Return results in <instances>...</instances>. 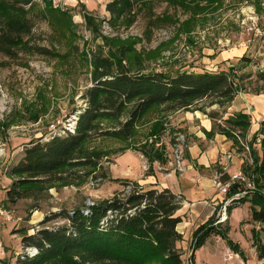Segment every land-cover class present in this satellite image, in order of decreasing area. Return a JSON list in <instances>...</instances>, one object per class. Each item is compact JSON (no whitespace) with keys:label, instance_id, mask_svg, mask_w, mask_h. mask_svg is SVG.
I'll list each match as a JSON object with an SVG mask.
<instances>
[{"label":"rangeland","instance_id":"374dc122","mask_svg":"<svg viewBox=\"0 0 264 264\" xmlns=\"http://www.w3.org/2000/svg\"><path fill=\"white\" fill-rule=\"evenodd\" d=\"M40 1L28 13L35 27L26 39V48L14 57L0 55V202L16 220L0 223V243L8 252L0 264H15L23 252L20 232L33 235L43 227L68 224L58 218L42 226L46 217L111 199L125 189V182L140 184L150 175L155 179V171L167 173L171 164L183 170L187 135L178 122L185 111L170 113L158 107L148 112L129 141L93 135L84 150L93 156L96 166L75 170L71 185L43 190L38 200H22L16 205L4 201L13 182L7 172L22 159L29 143L75 131L77 116L87 105L84 94L93 86L95 58L122 63L133 72L225 71L233 78H243L241 92L264 94V0H138L135 12L120 18L108 11L114 0H52L46 19L36 17L45 8ZM44 50L49 53L43 54ZM244 56L248 60H242ZM209 103L204 101L190 112L209 115L213 110L225 111L230 104ZM132 107L118 121H99L100 128L114 130ZM180 136L184 143L178 141ZM262 139H256L258 156L262 155ZM144 150L151 151L150 160ZM244 152L245 162L253 164L250 153ZM244 174L252 187L241 183V194L228 203L226 221L214 224L228 232L227 238L212 236L195 251V264L240 263L226 262V253L236 252L229 241L240 247L245 261L262 264L254 240L264 243V225L252 221L251 200L255 193L264 194V189ZM31 204L39 209L30 213ZM191 242L184 236L180 245L184 264H192Z\"/></svg>","mask_w":264,"mask_h":264},{"label":"trees","instance_id":"16d2710c","mask_svg":"<svg viewBox=\"0 0 264 264\" xmlns=\"http://www.w3.org/2000/svg\"><path fill=\"white\" fill-rule=\"evenodd\" d=\"M40 0H0V55L14 57L19 49H25L35 27L28 13ZM138 0H114L108 5L113 17H123L135 12ZM44 10L36 17L46 19L51 12L52 0H41ZM156 23V22H154ZM155 25V24H154ZM49 53L48 51L42 52ZM242 60H248L246 56ZM93 86L84 94L86 108L77 116L74 132L56 135L46 142L29 143L22 159L7 173L13 182L6 189V203L16 205L22 200H38L40 192L58 184L71 185L75 170L95 167L96 163L84 145L92 138L110 137L129 141L138 124L154 108L166 112L198 109L204 101L226 107L242 91V79L231 77L228 72L180 73L176 75L133 72L122 63L115 64L107 58H95ZM264 80V74H261ZM259 94H261L258 91ZM133 105L124 122L114 130H103L99 121H118ZM204 111V108H199ZM209 116L219 120V112ZM220 131L242 147L251 127V118L237 114L224 119ZM261 141L262 155L256 154V139ZM253 164L245 162L243 172L254 178L258 188L264 189V121L252 141L248 142ZM151 151L144 150L150 160ZM159 157V156H157ZM165 163L167 161L165 160ZM227 180L225 175L222 180ZM125 189L108 200L95 203L73 212L62 211L45 218L41 225L58 218L68 221L60 227H43L33 235L20 232L22 253L15 264H87L112 262L114 264H184L180 245L184 235L179 225L185 217L179 215L183 196L168 188H145L139 183L125 182ZM235 184L230 195L240 192ZM31 204L29 212L38 210ZM251 219L264 225V194L255 193L251 200ZM211 219L198 226L192 235L191 262L195 251L202 248L212 236L227 238L228 232L214 227ZM219 225V224H218ZM231 249L242 251L237 244L228 242ZM258 260L264 264V243L254 240Z\"/></svg>","mask_w":264,"mask_h":264},{"label":"crops","instance_id":"0c3cea01","mask_svg":"<svg viewBox=\"0 0 264 264\" xmlns=\"http://www.w3.org/2000/svg\"><path fill=\"white\" fill-rule=\"evenodd\" d=\"M225 58L226 53L222 56V59ZM181 111L184 110L177 112ZM237 114H246L251 118L247 139L243 141L248 143L258 133L264 121V94L239 92L225 111L219 112V120L205 113L185 111L180 115L178 122L179 128L184 129L187 135L183 170L178 169L180 171L178 172L171 164L169 172L155 171V174H152L156 176V181L150 175L140 182L145 188L152 186L158 189L168 188L175 194L183 196L184 202L178 214L185 217V221L178 228L185 237L189 236V241L192 240L195 229L209 220L214 219L216 223H223L224 221H220L223 208L227 207L228 210V203L241 194L240 192L234 195L218 194L214 185V179L218 174L229 179L243 172L245 152L243 153L242 147L220 131L224 119ZM255 147H258L257 144ZM236 184L241 186V183ZM7 253L5 245L0 244V259L5 260Z\"/></svg>","mask_w":264,"mask_h":264},{"label":"built area","instance_id":"2783aa9c","mask_svg":"<svg viewBox=\"0 0 264 264\" xmlns=\"http://www.w3.org/2000/svg\"><path fill=\"white\" fill-rule=\"evenodd\" d=\"M178 141L184 143L185 142L184 136H180ZM243 146L246 149V151L250 153V147L248 143L243 144ZM177 154H178L177 155L178 164L179 167L181 168V156L179 153ZM236 183H248L244 172H240L237 175H233L228 180L225 181L222 180V176L220 174H218L214 179V185L217 190V193L219 194H227L232 188V186L235 185ZM248 186L252 187V185L249 183ZM226 216H227V207H224L220 221H226L227 219ZM14 221H16L14 213L10 209H6V205L0 202V222L11 223ZM236 260H240V263H233V264H253L248 261H245L244 258L242 257V254L239 252L229 251L228 253H226L227 263L230 262L232 263Z\"/></svg>","mask_w":264,"mask_h":264},{"label":"bare ground","instance_id":"6f19581e","mask_svg":"<svg viewBox=\"0 0 264 264\" xmlns=\"http://www.w3.org/2000/svg\"><path fill=\"white\" fill-rule=\"evenodd\" d=\"M253 264H256V263H253ZM258 264H260V263H258Z\"/></svg>","mask_w":264,"mask_h":264}]
</instances>
